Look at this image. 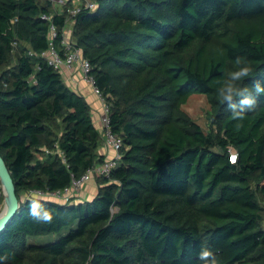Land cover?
Returning a JSON list of instances; mask_svg holds the SVG:
<instances>
[{"label": "trees", "instance_id": "1", "mask_svg": "<svg viewBox=\"0 0 264 264\" xmlns=\"http://www.w3.org/2000/svg\"><path fill=\"white\" fill-rule=\"evenodd\" d=\"M66 1L0 0V153L19 197L0 264H202V247L219 264H264V94L237 129L216 92L237 58L253 68L244 85L264 84V0H75L73 16ZM68 19L121 158L92 198H41L54 218L38 223L22 190L62 188L105 160L89 101L41 55L51 23L63 54ZM193 93L205 95L215 132L183 108Z\"/></svg>", "mask_w": 264, "mask_h": 264}, {"label": "built area", "instance_id": "2", "mask_svg": "<svg viewBox=\"0 0 264 264\" xmlns=\"http://www.w3.org/2000/svg\"><path fill=\"white\" fill-rule=\"evenodd\" d=\"M52 1L56 2L57 0ZM95 5L96 4L93 0L84 1L85 7H94ZM79 8L80 6H76L70 9V16H73L79 10ZM56 34L57 26L54 23H51L49 27V47L44 50L41 55L49 64L53 65L60 71L64 68L73 70L75 67H78L81 70L83 78L92 84L94 93L100 98L102 103L101 122L103 125L102 134L104 142L112 147V149L115 151L112 157L105 159L103 162L94 163L82 175L78 177L72 176L70 183L62 188H56L53 190L40 188L28 189V197H30L31 194L35 192L39 193L41 198L59 201L61 203H70L72 202L75 193L80 190L87 180L91 179L92 177L96 178L97 176H106L110 174L112 168L118 164L121 158L120 147L122 145V139L118 134L113 133L109 128V107L101 95L100 90L94 86L93 78L88 73L90 69L89 60L85 58L80 47L75 45L70 35H67L68 33L63 34L64 36L62 38V45L64 46V51L63 54H61L53 45V39ZM232 157H235L236 159V155L233 153L231 154V160L233 161ZM1 211L2 208H0V213Z\"/></svg>", "mask_w": 264, "mask_h": 264}, {"label": "clouds", "instance_id": "3", "mask_svg": "<svg viewBox=\"0 0 264 264\" xmlns=\"http://www.w3.org/2000/svg\"><path fill=\"white\" fill-rule=\"evenodd\" d=\"M235 64V70L225 73V78L218 82L216 92L219 102L226 105L231 119L237 122L235 127L239 129L247 113L255 110L257 98L264 94V84L255 80L251 88L244 85L242 81L250 77L253 68L240 58L236 59ZM28 215L38 223H51L54 218L53 212L41 203L39 193L35 192L28 198ZM3 227L4 224H0V231ZM198 256L202 264H219L215 254L207 247H202Z\"/></svg>", "mask_w": 264, "mask_h": 264}, {"label": "rangeland", "instance_id": "4", "mask_svg": "<svg viewBox=\"0 0 264 264\" xmlns=\"http://www.w3.org/2000/svg\"><path fill=\"white\" fill-rule=\"evenodd\" d=\"M73 2H75V4H76L75 6H80V4L83 3L82 1L80 3L79 1H75V0ZM66 4H67L66 0H57L54 3L53 8L55 10H58L61 8V6L62 7L66 6ZM67 30H68L67 35L71 36L72 21L70 19H68ZM17 55H18V48H17L16 44H14L12 60H11V63H9V66H11L12 64L15 63ZM89 86L92 88L91 83H89ZM96 98H97V96H96ZM95 100L97 102V99H95ZM95 100H91L92 103H94L93 101H95ZM99 102H101V100H99ZM101 106H102V103H101ZM183 108L190 114V116L193 118V120H195L204 129V131H206V132H211V131L215 132L216 131V127L213 126L211 121H210L211 108H210V105L207 102V99H206L204 94L193 93L188 98L186 103L183 104ZM100 110H102V107L100 108ZM91 113L92 114L94 113L93 108L91 109ZM97 127L100 130V127L98 125H97ZM102 143H103V141H101L100 146L102 145ZM90 181L94 182L95 189H94V192H92V194H91L92 196H94L97 192L96 180L94 177H92ZM1 186H0V193L2 192V195H1V198H2V197H4V195H6V193ZM258 197H259L260 202L263 203L264 202L263 197L260 193H258ZM68 230H69V227H65L60 232H51V233L42 234V235L29 236L27 240H28V243H30V244H45V243H48V242H51V241L58 239L60 235L65 234Z\"/></svg>", "mask_w": 264, "mask_h": 264}, {"label": "crops", "instance_id": "5", "mask_svg": "<svg viewBox=\"0 0 264 264\" xmlns=\"http://www.w3.org/2000/svg\"><path fill=\"white\" fill-rule=\"evenodd\" d=\"M61 74H62L64 81L66 82V84L69 87H71L72 89H74L77 92H80L89 101V103L91 105V109L93 108V112H94L92 114L94 122H95L96 126L98 125L100 127L99 131L101 132L103 125L101 122L102 110H100V108L102 106H101V102H99L100 98L93 91V87L91 88L89 86V83L83 78L81 70L78 67H75L73 70L72 69L69 70V69L64 68L61 70ZM96 96H97V98H96ZM95 99H97V102ZM91 100H95V101H93L94 103H92ZM101 134H102V132H101ZM102 141H103V143L101 146L99 145L97 152L99 154H103L105 156V159L112 157L114 155L115 151L112 149V147H110L108 144H106L104 142L103 134H102ZM90 180L91 179L87 180L83 184V186L80 188V190L75 193V196L73 197L72 202L78 203V202L88 200L91 197H93L91 194H92V192H94L95 186H94V182H91ZM96 185L98 186L97 181H96ZM97 186H96V188L98 191ZM1 195H2V192L0 193V208L3 209L4 203H5L4 202L5 197H2V199H1ZM26 198H28V190H22L20 192V200L23 201Z\"/></svg>", "mask_w": 264, "mask_h": 264}, {"label": "water", "instance_id": "6", "mask_svg": "<svg viewBox=\"0 0 264 264\" xmlns=\"http://www.w3.org/2000/svg\"><path fill=\"white\" fill-rule=\"evenodd\" d=\"M0 182L6 195L4 198V207L0 213V224H7L19 208V197L16 193L14 182L5 160L0 153ZM3 227V228H4Z\"/></svg>", "mask_w": 264, "mask_h": 264}, {"label": "snow or ice", "instance_id": "7", "mask_svg": "<svg viewBox=\"0 0 264 264\" xmlns=\"http://www.w3.org/2000/svg\"><path fill=\"white\" fill-rule=\"evenodd\" d=\"M233 159H235V157H233Z\"/></svg>", "mask_w": 264, "mask_h": 264}]
</instances>
